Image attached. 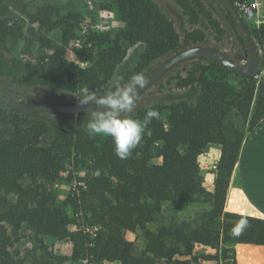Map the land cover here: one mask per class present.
<instances>
[{
  "label": "trees",
  "instance_id": "obj_1",
  "mask_svg": "<svg viewBox=\"0 0 264 264\" xmlns=\"http://www.w3.org/2000/svg\"><path fill=\"white\" fill-rule=\"evenodd\" d=\"M229 1L241 17L237 0ZM112 2L122 28L89 32L83 48L76 50L75 14L58 16L53 7L42 6L27 14V26L11 23L8 6L0 0V75L70 93L81 94L84 87L97 91L120 74L129 49L141 46L133 69L121 74L127 82L190 46L191 36L199 33L186 34L182 43L168 8L175 5L191 19L205 12L201 0ZM246 27L262 51L261 78L241 77L203 57L188 60L192 63L185 75L176 77V87L187 90L188 97L155 100L125 116L143 120L150 108L159 113L149 125L151 134L124 160L115 155L111 138L88 135V121L63 123L50 120L47 112L0 105V118L10 128L0 132V264H26L20 255L25 236L37 244L43 238L71 241L70 257H60L57 264L83 258L117 264H236L235 245L264 246V220L223 212L245 135L264 123V25ZM52 33L59 34L57 40ZM74 55L84 68L73 62ZM9 99L0 90V100ZM208 145L220 147L212 191L203 186L197 162ZM60 182L75 183L65 204L90 231H69L72 219L56 200ZM179 201L202 202L209 210L194 223L179 218L149 229L165 203ZM241 219L249 226L236 235L232 229ZM125 233L139 234L142 247L137 250ZM196 248L213 253H195Z\"/></svg>",
  "mask_w": 264,
  "mask_h": 264
},
{
  "label": "rangeland",
  "instance_id": "obj_2",
  "mask_svg": "<svg viewBox=\"0 0 264 264\" xmlns=\"http://www.w3.org/2000/svg\"><path fill=\"white\" fill-rule=\"evenodd\" d=\"M204 11L195 18H190L179 10L175 5L168 8V11L176 18V29L180 35L181 42L185 40L186 34L199 32L190 38V46L180 49L201 46L213 48L224 54L236 64H243L246 60L245 44L241 40V35L234 24L226 17L222 6L217 0H201ZM8 6V19L13 21H23L28 26L27 14L32 13L38 7L51 6L55 9L58 16L75 14L79 19L76 37L73 46L76 50H81L86 42V35L89 32H113L122 28L116 14L115 6L112 0H4ZM197 11V10H196ZM246 25L252 28L254 25L241 15ZM58 33H52L53 40L58 39ZM260 49V48H259ZM141 46H135L129 49L124 62L121 64L120 77L124 72L133 69L135 66V57L137 51L140 53ZM15 51V50H13ZM179 51V52H180ZM261 54V49H260ZM17 54V52H13ZM168 56L154 62L143 74L144 78L156 69L160 64L175 55ZM11 54H5V57L11 58ZM73 62L79 67L84 68L86 64L80 62L77 56L72 57ZM192 61H185L174 67L164 78L157 80L150 86L134 105L133 111H136L145 104L152 103L155 100H177L179 97H188L190 93L187 90L176 87V77L184 76L185 69L189 67ZM262 74H259L261 78ZM126 83V82H125ZM0 90L7 93L10 100L20 103H54V104H78L79 93H70L61 89L34 85L18 84L6 76L0 75ZM112 83L108 87L100 88L97 94H107L112 91ZM131 112V113H132ZM129 113L124 114V117ZM52 121H61L63 123H86L88 116H67L63 114H51ZM10 128L7 122L0 118V132L9 133ZM220 157V147L210 145L198 156L199 174L203 186L208 190H213V183L216 174V167ZM75 183L60 182L56 188L57 203L62 206L72 219V225L69 231L87 232L79 214L67 206L65 202L70 193H72ZM209 210V206L202 202L179 201L175 203H165L158 214L155 223L149 225V229L165 225L179 218H185L188 222L194 223L202 218ZM127 240L133 241L137 250L142 247V240L139 234L125 233ZM73 243L69 240H55L43 238L42 244H37L32 239L25 236L20 244V255L26 261V264H57L60 257H70L73 251ZM195 253L207 254L213 253L208 248H196ZM63 264H117V263H94L88 258H83L77 262L71 260L64 261ZM214 264V263H212Z\"/></svg>",
  "mask_w": 264,
  "mask_h": 264
},
{
  "label": "clouds",
  "instance_id": "obj_3",
  "mask_svg": "<svg viewBox=\"0 0 264 264\" xmlns=\"http://www.w3.org/2000/svg\"><path fill=\"white\" fill-rule=\"evenodd\" d=\"M147 81L143 74H134L126 83L119 75L112 77V91L98 95L96 91H90L84 87L78 99L82 108H96L102 111L88 113L91 119L86 124L89 136L109 137L114 144V153L121 159H127L132 152L141 144L145 135H150L149 125L153 119L159 118L157 110L150 108L143 120L125 118V113L133 111L137 92L146 85ZM249 222L246 219L239 220L233 233L240 235Z\"/></svg>",
  "mask_w": 264,
  "mask_h": 264
},
{
  "label": "crops",
  "instance_id": "obj_4",
  "mask_svg": "<svg viewBox=\"0 0 264 264\" xmlns=\"http://www.w3.org/2000/svg\"><path fill=\"white\" fill-rule=\"evenodd\" d=\"M245 1L256 6V26L264 25V0ZM223 212L264 220V123L245 135L228 179ZM234 250L236 264H264V246L237 244Z\"/></svg>",
  "mask_w": 264,
  "mask_h": 264
},
{
  "label": "water",
  "instance_id": "obj_5",
  "mask_svg": "<svg viewBox=\"0 0 264 264\" xmlns=\"http://www.w3.org/2000/svg\"><path fill=\"white\" fill-rule=\"evenodd\" d=\"M230 14L238 32L240 33L246 48V60L243 64H236L227 56L220 53L219 51L209 47H191L173 55L165 62L160 64L156 69L150 72L146 77V85L139 89L137 92V98L135 101H139L142 94L152 86L158 79H160L166 72L173 69L177 65L188 61L193 58L203 57L206 59L215 60L217 63L225 67L228 71L235 72L244 78H255L260 74V49L256 43H254L249 31L238 14L235 7L230 3L229 0H218ZM0 105L8 110L17 112L25 111H43L49 114H63L70 116L77 115H88L92 111L102 109L96 108H82L79 104H54V103H20L12 100H0ZM126 114V113H125Z\"/></svg>",
  "mask_w": 264,
  "mask_h": 264
},
{
  "label": "built area",
  "instance_id": "obj_6",
  "mask_svg": "<svg viewBox=\"0 0 264 264\" xmlns=\"http://www.w3.org/2000/svg\"><path fill=\"white\" fill-rule=\"evenodd\" d=\"M235 5L244 18H246L248 21H250V23L254 24V26L258 25V22L255 21V13H256L255 4H250L247 1L237 0L235 2ZM256 27H258V26H256Z\"/></svg>",
  "mask_w": 264,
  "mask_h": 264
},
{
  "label": "flooded vegetation",
  "instance_id": "obj_7",
  "mask_svg": "<svg viewBox=\"0 0 264 264\" xmlns=\"http://www.w3.org/2000/svg\"><path fill=\"white\" fill-rule=\"evenodd\" d=\"M188 49V48H187ZM172 70V69H171ZM170 71V70H169Z\"/></svg>",
  "mask_w": 264,
  "mask_h": 264
}]
</instances>
